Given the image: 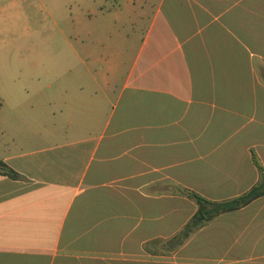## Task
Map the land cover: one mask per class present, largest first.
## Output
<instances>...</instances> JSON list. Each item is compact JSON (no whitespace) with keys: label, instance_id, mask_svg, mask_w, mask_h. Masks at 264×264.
<instances>
[{"label":"crops","instance_id":"0c3cea01","mask_svg":"<svg viewBox=\"0 0 264 264\" xmlns=\"http://www.w3.org/2000/svg\"><path fill=\"white\" fill-rule=\"evenodd\" d=\"M125 5L133 34L122 48L73 47L80 64L61 63L66 87L37 95L56 107L65 93L72 138L43 130L48 113L11 86L0 97V160L23 177L0 174V264H195L185 250L215 227L239 247L224 248L233 264H264V197L205 223L177 251L167 246L198 212L187 191L222 202L261 179L264 0ZM186 206L170 234L164 215Z\"/></svg>","mask_w":264,"mask_h":264},{"label":"rangeland","instance_id":"374dc122","mask_svg":"<svg viewBox=\"0 0 264 264\" xmlns=\"http://www.w3.org/2000/svg\"><path fill=\"white\" fill-rule=\"evenodd\" d=\"M117 9H120V24L115 25ZM131 11L125 5V0H0V97L7 99V85L11 86L12 92L19 93L25 100L29 99L28 108L32 105L34 112L48 113V121L44 123L43 130L56 128L60 131V139L72 138L70 116L64 101L65 93H60L63 100H59L56 107L50 106L37 95L54 97L61 91L59 85L63 83L66 87L71 74L65 67H61V63L73 60L80 64L76 54L72 52L73 47L80 49L82 45H94L93 52L97 56L103 53L100 51L102 47L121 49L133 34ZM88 30H94L96 36L86 37ZM102 30L108 35L102 36ZM130 51L129 48L128 53ZM52 61L56 65L50 67L49 62ZM81 67L80 65L74 69L76 75L81 74ZM121 87L122 85L119 89ZM77 91L74 85L69 96L70 102ZM116 98L117 96L112 101L113 105L108 107L109 113L113 110ZM7 107L6 103L4 113ZM60 110H66V114L62 115ZM54 112L57 114L56 118L52 115ZM188 211L189 207L186 206L176 215L171 211L164 215L163 220L171 222L168 228L170 234L179 228L188 216ZM210 231L192 239L185 253L201 259L194 261L197 264H233L234 254L224 253V248L229 249L232 245L221 242L218 227ZM211 246H215V249L209 251ZM232 248L236 251L239 249L238 245ZM244 254L243 257L250 255L248 252ZM223 256L227 258L225 261L214 262L207 259Z\"/></svg>","mask_w":264,"mask_h":264},{"label":"trees","instance_id":"16d2710c","mask_svg":"<svg viewBox=\"0 0 264 264\" xmlns=\"http://www.w3.org/2000/svg\"><path fill=\"white\" fill-rule=\"evenodd\" d=\"M1 111V102H0ZM254 162L260 172V181L253 188H251L245 194L229 199L222 202H215L208 200L201 195L187 191L186 195L198 205V212L194 217L186 224L185 228L177 234L168 244V249L173 251L179 247L185 245V243L191 238V236L198 230H200L205 223L214 220L215 218L239 211L259 198L264 197V168L254 156ZM0 174L8 176L13 180H22L23 177L10 168L5 162L0 160Z\"/></svg>","mask_w":264,"mask_h":264}]
</instances>
